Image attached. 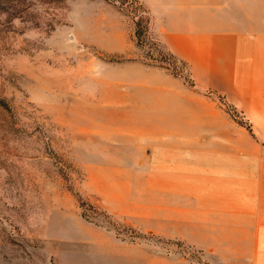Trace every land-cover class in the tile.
<instances>
[{"label":"rangeland","instance_id":"374dc122","mask_svg":"<svg viewBox=\"0 0 264 264\" xmlns=\"http://www.w3.org/2000/svg\"><path fill=\"white\" fill-rule=\"evenodd\" d=\"M127 6L0 0V264H51L53 243L81 220L112 231L139 254H153L155 264L160 257L170 264H211L209 242L194 241L200 236L188 226L181 237L155 231L168 205L191 211L194 200L154 189L191 188L195 180L147 179L152 138L131 134L156 131L134 128L122 113L128 109L107 103L117 91L135 92L132 81L140 85L149 77L169 76L199 90L188 64L152 33L151 18L139 35L140 15ZM199 91L208 101L210 90ZM215 100L217 115L194 116L198 131L179 122L183 115L176 110L137 116L175 132L174 139L185 130L201 146L210 138L256 137L245 116Z\"/></svg>","mask_w":264,"mask_h":264},{"label":"crops","instance_id":"0c3cea01","mask_svg":"<svg viewBox=\"0 0 264 264\" xmlns=\"http://www.w3.org/2000/svg\"><path fill=\"white\" fill-rule=\"evenodd\" d=\"M141 1L151 16L152 33L188 64L197 89L210 90L207 101L184 81L149 77L140 85L131 82L135 92L117 91L107 101L128 109L122 113L131 116L134 128L156 131L131 134L133 139L152 138L147 179L195 180L191 188L178 183L152 188L194 200L191 211L168 205L155 231L181 237L188 226L200 236L194 241L209 242L211 264H264V0ZM217 97L249 120L256 137L210 138L201 146L200 140L186 138L185 130L174 139L175 132L143 124L137 116L176 110L183 115L179 122L198 131L194 116L217 115ZM188 216L200 221H183ZM53 245L51 264H155L153 254H139L137 246L87 220ZM157 264L170 261L160 257Z\"/></svg>","mask_w":264,"mask_h":264},{"label":"trees","instance_id":"16d2710c","mask_svg":"<svg viewBox=\"0 0 264 264\" xmlns=\"http://www.w3.org/2000/svg\"><path fill=\"white\" fill-rule=\"evenodd\" d=\"M109 1L115 4H118L119 8L123 11H125V6L126 4H128L129 5V7L127 6L128 10L133 9L135 12L139 13L140 15L139 20L137 21V33L139 35L143 34L145 30L144 27L146 29L148 28V24H149L151 17H150L148 9L145 7V5L143 4L141 0H109Z\"/></svg>","mask_w":264,"mask_h":264}]
</instances>
